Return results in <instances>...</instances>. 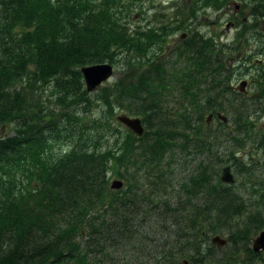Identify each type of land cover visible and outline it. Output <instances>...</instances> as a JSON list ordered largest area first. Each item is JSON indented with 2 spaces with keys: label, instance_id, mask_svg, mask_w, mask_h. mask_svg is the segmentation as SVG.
Wrapping results in <instances>:
<instances>
[{
  "label": "trees",
  "instance_id": "16d2710c",
  "mask_svg": "<svg viewBox=\"0 0 264 264\" xmlns=\"http://www.w3.org/2000/svg\"><path fill=\"white\" fill-rule=\"evenodd\" d=\"M232 1L248 16L234 42L195 27ZM174 7L152 22L145 0H0V125L12 130L0 136V264H264L251 248L264 229V132L252 122L264 108V0ZM103 62L117 75L87 92L80 68ZM246 74L251 95L231 87ZM119 113L140 117L142 134ZM250 142L259 163L237 156ZM176 152L199 161L164 198Z\"/></svg>",
  "mask_w": 264,
  "mask_h": 264
},
{
  "label": "rangeland",
  "instance_id": "374dc122",
  "mask_svg": "<svg viewBox=\"0 0 264 264\" xmlns=\"http://www.w3.org/2000/svg\"><path fill=\"white\" fill-rule=\"evenodd\" d=\"M182 0H145L146 4V12L144 13V16L146 17V20H151L152 22L155 21V18L157 15L154 14V12H165V14H171L172 11H174V6ZM239 4L237 1H232L230 2L229 6L221 11L218 12H210L208 11L207 14L201 15L199 18L198 23L195 24V27L199 28L200 30H203L206 33H211L212 35H216L217 38H224L226 37H234L235 33L237 32L233 27L230 28L229 30H226L225 25L227 20L230 18V15L233 14L234 11L237 10L239 18H243L247 16V10H242L241 7L236 8ZM248 17V16H247ZM137 22L139 20L138 15L135 16ZM158 18V17H157ZM142 24L144 23L143 20L141 19ZM264 22V19L261 20L259 27L261 28L262 23ZM179 32L176 34L175 37H171L169 40L171 42H174L176 37L179 36ZM253 60V61H252ZM252 63H254L256 60L255 58L251 57ZM115 76L117 75V70H114ZM114 76V77H115ZM245 79L248 81V84L246 86V91L248 95L252 94V79L251 77L249 78H244V77H237L234 78L231 82V87L235 88L238 87V83L241 79ZM113 78H111L109 81H112ZM251 83V84H250ZM121 113V112H120ZM119 113V114H120ZM259 115H254L252 117V122H253V127L256 132L261 131L262 133L264 132V108L262 111L258 113ZM257 116V117H256ZM217 122L216 120H208V125H211L214 127ZM218 125V124H217ZM230 125L227 126L224 125V131H227ZM12 130L9 125L3 124L0 125V136L4 135H9L11 134ZM228 144V142H219L217 145V153H219L221 156H224V151L225 147ZM237 156H245L247 160L252 159V161L256 162H261V157L263 156V153L261 150L257 149L254 147V145L250 143H246L243 148H241L237 152ZM168 163L164 168H167V175L170 177V184L166 187L165 189V196L164 198L167 197H172L174 196L175 192L177 189H179V182L181 178L187 173L188 170L192 169L193 166L196 164L197 161H199V158L192 157L189 155H186L185 157L179 156V154L176 152L174 156L170 157L168 160H166ZM141 173V172H139ZM138 173V174H139ZM233 173V172H232ZM234 175V174H233ZM140 177V176H139ZM116 177L111 176L109 177V182H111L113 179ZM143 177L140 179V182H143ZM214 236V235H213ZM211 236V237H213ZM221 238H225L226 234L223 233L221 235H218ZM211 239V238H210ZM214 248L216 252L220 251L225 243L217 247L214 243ZM220 253V252H219ZM262 257L264 259V251L262 252ZM186 264V263H185Z\"/></svg>",
  "mask_w": 264,
  "mask_h": 264
},
{
  "label": "water",
  "instance_id": "95a60500",
  "mask_svg": "<svg viewBox=\"0 0 264 264\" xmlns=\"http://www.w3.org/2000/svg\"><path fill=\"white\" fill-rule=\"evenodd\" d=\"M114 67L106 62L96 63L91 65H85L80 68V73L84 82V86L87 92L95 90L102 83L108 81L114 76ZM241 86L245 84L244 81L240 82ZM116 120L125 125L135 135L139 136L143 132V125L140 117L129 116L127 114L116 115ZM220 180L224 183H232L234 181L233 174L229 166H224L221 169ZM122 181L119 179H113L110 182V188L119 189L122 187ZM210 241L217 247L222 246L226 240L218 235L211 237ZM251 248L254 252L264 251V229L260 230L251 241ZM186 261L183 262L185 264Z\"/></svg>",
  "mask_w": 264,
  "mask_h": 264
},
{
  "label": "flooded vegetation",
  "instance_id": "af4514ba",
  "mask_svg": "<svg viewBox=\"0 0 264 264\" xmlns=\"http://www.w3.org/2000/svg\"><path fill=\"white\" fill-rule=\"evenodd\" d=\"M236 8H238V6H236ZM237 17H239V16H238V12L236 10V11L233 12V14L230 15V18L227 20L226 25H225L226 30H229L230 28L233 27L237 31L235 33L234 37H226L225 36L223 39L222 38H218L219 42L225 43V44H229L232 41L234 42V40L236 38L235 36H237L239 33H241L240 32L241 24L237 21ZM247 20H248L247 16L242 18V21L244 23H246V24L248 23ZM260 29H261L262 33L264 34V22L262 23V26H261ZM242 34H247L249 36V39L246 40V41L249 42V44L244 45V43H246V41L245 40H243V41L240 40V45L242 44L241 47H242V49L244 51L249 52V51H251L253 49V47L257 46L258 40L256 38V35L254 34V30H253V32H242ZM213 36L216 37V35H213ZM262 46H264V45H262ZM249 77L250 76L248 74L244 75V78H249ZM242 80L245 82V84L243 86H241V84H240V82H242ZM242 80L239 81L238 87H236V89L241 91L244 94H247V91H246L245 88H246V86L248 84V81L245 80V79H242Z\"/></svg>",
  "mask_w": 264,
  "mask_h": 264
}]
</instances>
